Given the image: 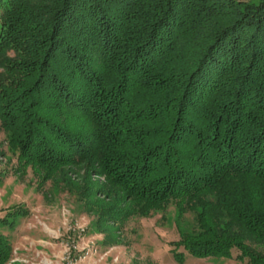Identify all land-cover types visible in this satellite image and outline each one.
<instances>
[{
    "label": "trees",
    "instance_id": "obj_1",
    "mask_svg": "<svg viewBox=\"0 0 264 264\" xmlns=\"http://www.w3.org/2000/svg\"><path fill=\"white\" fill-rule=\"evenodd\" d=\"M0 131L110 245L174 202L176 260L264 264V0H0Z\"/></svg>",
    "mask_w": 264,
    "mask_h": 264
},
{
    "label": "rangeland",
    "instance_id": "obj_2",
    "mask_svg": "<svg viewBox=\"0 0 264 264\" xmlns=\"http://www.w3.org/2000/svg\"><path fill=\"white\" fill-rule=\"evenodd\" d=\"M15 154L0 131V216L12 206L28 210L9 228L0 232L12 243L8 264H244L231 258H195L182 247L183 262L173 257V242L179 240V229H189L192 213L178 216L174 202L148 216L132 215L114 224L116 243L105 242V234L97 231L96 215L89 212L76 193H68L47 180L40 186L41 176L31 167L17 169ZM80 170V169H79ZM82 171H78L81 173ZM102 182V176H94Z\"/></svg>",
    "mask_w": 264,
    "mask_h": 264
},
{
    "label": "built area",
    "instance_id": "obj_3",
    "mask_svg": "<svg viewBox=\"0 0 264 264\" xmlns=\"http://www.w3.org/2000/svg\"><path fill=\"white\" fill-rule=\"evenodd\" d=\"M10 262V261H9Z\"/></svg>",
    "mask_w": 264,
    "mask_h": 264
}]
</instances>
